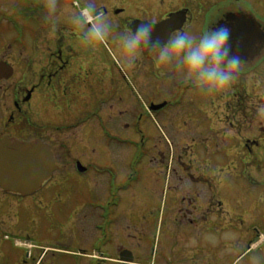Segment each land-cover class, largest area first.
<instances>
[{
  "label": "flooded vegetation",
  "instance_id": "1",
  "mask_svg": "<svg viewBox=\"0 0 264 264\" xmlns=\"http://www.w3.org/2000/svg\"><path fill=\"white\" fill-rule=\"evenodd\" d=\"M32 2L35 8L46 11L43 0ZM60 3L68 7L79 3V0H60ZM99 3L115 22L117 32L127 28L135 29L140 23L155 21V25H158L173 16L181 21L179 29H187L195 34L209 27L227 25L230 29L228 43L231 52L239 55L245 62L237 74L235 81L239 83L232 93L233 98L239 99L235 109L240 116L233 126L244 129L245 119L251 118L252 114L256 117L257 113L264 112V0H99ZM31 13L35 12L31 10ZM63 32L68 35H63ZM55 34L56 38L52 40L34 43L31 48L18 49L12 45L7 46L0 36V149L4 148L11 154L24 152L36 155L39 147H48L56 166L50 178L42 179L41 186L26 195L12 189L6 191L1 185L0 177V241L3 242L14 236L9 231L5 215L16 222L15 226L20 225L23 209H26L23 208L24 202H44L49 192H63L76 187L72 182L73 177L76 174H86L83 156H77L83 150L80 146L87 139L86 127L94 129L92 135L98 142L106 136V145H112V148L123 146L126 149L135 147L136 150L146 140L162 141L160 136H156L157 118L167 117V121H160L171 124L179 131L186 130L181 133L182 140L195 143L202 139L198 130L203 125L196 129L188 127L192 117L181 108V101L187 98L184 107L194 109L198 106L200 110L207 111L209 99L214 97L193 88L179 74L157 70L147 52L134 69L126 70L119 63V52L114 42H108L92 51L79 43L67 23H62ZM153 39H157L154 33ZM7 49L14 50L17 56L7 55ZM86 71L98 73L99 76L96 80H87ZM102 71L106 74L110 72L111 77L102 80ZM230 90L232 89L221 94L226 99L228 112ZM199 91L200 100L197 105L196 94ZM103 95L109 97L108 105L101 101ZM41 96L45 98V102L35 104ZM176 96L181 100L177 101ZM48 107L62 115L64 126L61 131L58 130L60 133H50L49 128L37 125L32 120L35 108L42 111ZM254 123L252 121L249 124H253L256 130ZM256 140V136L244 138V146L250 153L253 152L251 147L258 146ZM96 151L95 149V154ZM135 154L132 153L129 159L113 160L118 164L115 166L121 174H126ZM150 157L156 163L151 168L153 174L156 173V179L164 180L171 166L170 156L159 149ZM178 162V184L169 207L166 210L164 206L161 212L162 221L166 215L168 219L165 247L168 249L170 246L175 248L180 244H189L195 256L197 252H201V256L205 257L208 244L202 240L192 244L190 241L192 238L201 239L203 235L211 233L215 225L225 223V207L219 197H224V190L220 184L214 187V177L210 170H206L205 174L202 168L193 170V165L188 166L182 156L178 158ZM79 164L84 169L83 172L79 170ZM96 170L99 182L108 176L106 194L98 197L99 207L102 200L113 201L108 210L105 206L100 207L95 217L94 228L97 235L94 240L100 247L99 255L86 257H93L100 262L136 264L134 252L140 251L148 229L152 223L155 224V208L151 207L146 194L133 197V202L128 207L127 199L124 200L120 196L122 194H118L122 189L119 185L122 184L118 185L113 181V177H116L105 174L109 169ZM111 182L117 185L116 200L113 197L115 193L111 192ZM138 197L147 199L142 212L135 204ZM134 204L138 211H134L137 209ZM131 207L132 212L129 211ZM126 218L129 219L131 228L134 227L131 238L136 245L130 250L123 248L117 256L115 245L119 235L118 226ZM136 221L141 222L142 226L135 224ZM106 252L110 256L105 255ZM18 253L17 249L6 253L3 250L0 264H12L16 260L17 264H22L23 259L26 260L23 264H42V258L36 261L32 252L25 258H20ZM26 257L33 260H27ZM131 259L133 262H128Z\"/></svg>",
  "mask_w": 264,
  "mask_h": 264
},
{
  "label": "rangeland",
  "instance_id": "2",
  "mask_svg": "<svg viewBox=\"0 0 264 264\" xmlns=\"http://www.w3.org/2000/svg\"><path fill=\"white\" fill-rule=\"evenodd\" d=\"M32 1L34 0H0V36L7 46L12 45L15 49L31 48L34 43H43L56 38V34L48 31L45 22L46 11L35 8ZM31 10L35 13H31ZM64 34L66 33L63 32ZM103 54L109 57L105 51ZM7 55L17 56V53L7 49ZM98 76V73L85 72V79L90 81L96 80ZM110 77V72L107 74L101 72L102 80ZM238 83L235 81L230 90L229 112L226 99L225 97L223 99L221 94L209 99L207 111L200 110L198 106L194 109L186 108L184 105L187 98L182 99L181 108L189 112L192 117L188 127L196 129L199 125H203L198 130L202 139L195 143L182 140L181 133L186 130L179 131L171 124L161 122L167 121V117L157 118L156 136H160L162 141L146 140L136 150L135 147L112 148V145H106V136L98 142L92 135L94 129L86 127L87 139L85 144L80 146L83 150L77 155L83 156L86 174L84 176L76 174L77 176L72 180L76 187L63 192L51 191L44 202L30 203L25 200L23 208L28 209H23L20 225L15 226L16 222L5 215L6 224L9 225V231L13 232L14 236L12 239H5L4 242L0 241L1 252L17 249L20 258H25L24 256L32 252L36 261L42 258V264H115L86 257V255H99L100 247L94 240L97 235L94 228L95 217L100 207L105 206L104 208L108 210L113 201L102 200L99 207L98 197H104L106 194L108 176L99 182L96 169L103 171L109 169L105 174L115 176L116 179L113 177V181L118 185L122 184L119 185L122 189L118 194H122L120 196H123L124 200L127 199L128 207L133 202V197L146 194L151 207L155 208L153 212L155 224L152 223L148 229L140 251L134 252L136 264H264V112L257 113L256 117L252 114L251 118L245 120L240 114L245 128H234L233 125L238 118L240 119L235 109L239 99L232 96L233 89ZM199 94L200 91L196 94L197 105L200 100ZM175 98L177 101L181 100L179 96L178 99L177 96ZM37 100L35 104L45 102L43 96ZM101 101L107 105L110 103L107 95H103ZM32 120L37 125L49 128L50 133L53 134L60 133L58 130L61 131L64 126L61 113L49 107L42 111L35 108ZM252 121L257 126L256 130L253 124H249ZM105 131L104 129L103 132ZM253 136L258 139L256 140L258 146L251 147L253 152L250 153L244 146V138ZM159 149L171 158L170 169L162 181H158L155 177L156 173L153 174L151 170L156 163L152 162L150 156L156 154ZM132 153L136 154L130 168L126 174H121L115 166L118 164L113 160L129 159ZM180 156L188 166L193 165V170L198 171L202 168L204 174L206 170H210L214 177L212 179L214 187L220 184L224 190L222 193L224 197H219L225 207V223L215 225L212 232L203 235L201 239L192 238L190 241V244L202 241L208 244L205 257L201 256V252H197L195 256L189 244H180L175 248L170 246L168 249L165 247L168 219L166 215L162 221L161 212L164 206L166 210L169 207L178 184L176 173L179 171ZM114 185L111 182L113 189L111 192L115 193L113 197L116 200L117 185ZM146 186L148 188H145ZM121 191L123 192L120 193ZM146 201L147 199L142 197L136 199L135 204L140 212L145 210ZM138 208L134 211H138ZM129 211L132 212L133 208L131 207ZM137 222L135 224L142 226L141 222ZM133 228L128 218L121 220L115 245L117 256L123 248L130 250L136 245L131 238L134 234ZM251 242L255 244L250 245ZM105 255L110 256L108 252ZM113 257L116 258L115 255ZM27 260L33 259L27 258ZM24 261L26 260L23 259L21 263L23 264ZM17 263V260L12 262V264Z\"/></svg>",
  "mask_w": 264,
  "mask_h": 264
},
{
  "label": "clouds",
  "instance_id": "3",
  "mask_svg": "<svg viewBox=\"0 0 264 264\" xmlns=\"http://www.w3.org/2000/svg\"><path fill=\"white\" fill-rule=\"evenodd\" d=\"M43 7L51 33H57L61 24L67 23L79 43L92 51L114 42L119 63L126 70L134 69L147 52L157 70L179 74L207 95L227 92L245 63L231 52L227 25L209 27L199 34L177 29L161 41L153 39L155 21L117 32L115 22L99 0H79L70 7L62 6L60 0H43Z\"/></svg>",
  "mask_w": 264,
  "mask_h": 264
},
{
  "label": "water",
  "instance_id": "4",
  "mask_svg": "<svg viewBox=\"0 0 264 264\" xmlns=\"http://www.w3.org/2000/svg\"><path fill=\"white\" fill-rule=\"evenodd\" d=\"M179 23L181 24V21L178 17L173 16L155 25L154 34L157 39L154 40H167L170 33L179 29ZM55 168L53 154L48 147H39L36 155L24 152L11 154L4 148L0 149L1 185L6 191L12 189L25 195L29 194L40 187L42 179L51 177ZM79 170L84 171L80 164Z\"/></svg>",
  "mask_w": 264,
  "mask_h": 264
}]
</instances>
